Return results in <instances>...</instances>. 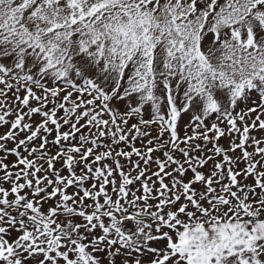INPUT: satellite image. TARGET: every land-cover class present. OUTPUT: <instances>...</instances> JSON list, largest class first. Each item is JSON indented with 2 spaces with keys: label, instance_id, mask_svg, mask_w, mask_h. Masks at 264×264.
<instances>
[{
  "label": "snow or ice",
  "instance_id": "1",
  "mask_svg": "<svg viewBox=\"0 0 264 264\" xmlns=\"http://www.w3.org/2000/svg\"><path fill=\"white\" fill-rule=\"evenodd\" d=\"M0 264H264V0H0Z\"/></svg>",
  "mask_w": 264,
  "mask_h": 264
}]
</instances>
